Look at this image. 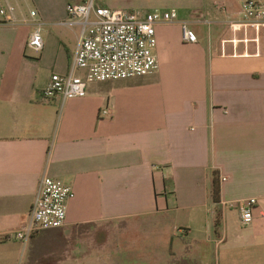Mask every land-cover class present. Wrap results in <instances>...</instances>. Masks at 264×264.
I'll use <instances>...</instances> for the list:
<instances>
[{
    "label": "crops",
    "instance_id": "obj_1",
    "mask_svg": "<svg viewBox=\"0 0 264 264\" xmlns=\"http://www.w3.org/2000/svg\"><path fill=\"white\" fill-rule=\"evenodd\" d=\"M83 1H24L17 17L37 13L39 53L27 47L33 24L0 26V247L14 261L23 251L25 264H216L220 251L224 264L231 251L233 264H264V28L258 44L233 34L227 22L238 20L236 0L136 10L178 15L156 26L155 74L89 83L84 98L45 100L81 34L79 25H63L66 7ZM182 21L191 22L196 44L182 41ZM105 108L112 116L99 118ZM43 175L74 192L65 224L26 244L6 241L27 222ZM248 199L256 200L253 223L243 228L230 206Z\"/></svg>",
    "mask_w": 264,
    "mask_h": 264
},
{
    "label": "built area",
    "instance_id": "obj_2",
    "mask_svg": "<svg viewBox=\"0 0 264 264\" xmlns=\"http://www.w3.org/2000/svg\"><path fill=\"white\" fill-rule=\"evenodd\" d=\"M238 20L228 21L227 26L233 34L242 32L243 42L258 44L259 32L264 28V0H236ZM17 0H0V26H31L33 30L28 38L27 47L39 53L44 46L41 36L42 27L33 20L35 11L28 18L17 17ZM224 2L217 4V10L223 12ZM67 20L63 25H79L81 34L76 51L66 74H53L43 90L45 100L61 98L62 102L84 98L89 83L129 80L155 74L159 63L155 54L157 46L156 26L178 22L176 10H154L144 15L136 11L97 7L96 0H84L81 4H69L66 7ZM191 22H180L182 41L188 44L198 42ZM253 32L255 37L249 38ZM235 46L238 40L233 39ZM84 72L85 76L78 75ZM109 108L99 112V118H109ZM225 179L222 178V181ZM71 187L62 185L43 175L39 180L27 222L20 229L5 237L7 241L26 244L31 237L43 230L61 228L65 224L67 203L73 199ZM255 199H248L230 207L237 211L241 227L247 228L253 223ZM183 234V231H180Z\"/></svg>",
    "mask_w": 264,
    "mask_h": 264
},
{
    "label": "rangeland",
    "instance_id": "obj_3",
    "mask_svg": "<svg viewBox=\"0 0 264 264\" xmlns=\"http://www.w3.org/2000/svg\"><path fill=\"white\" fill-rule=\"evenodd\" d=\"M25 0H17V5L20 8L19 11H26L27 7L24 3ZM101 3L102 5H106L111 9H120V10H140V9H166L169 7H173L174 2L173 0H96V2ZM31 3V2H30ZM16 5V8H17ZM235 213L237 214L236 210ZM11 250L8 246L0 247V264H25L26 263V256L23 251L20 250L17 260L14 261L11 259L9 252ZM228 258L227 264H233L234 254L233 252H228L225 254ZM218 256L220 257V264H224V255L222 251L215 254V263H218ZM100 264V263H98ZM124 264H128V261L125 260Z\"/></svg>",
    "mask_w": 264,
    "mask_h": 264
},
{
    "label": "trees",
    "instance_id": "obj_4",
    "mask_svg": "<svg viewBox=\"0 0 264 264\" xmlns=\"http://www.w3.org/2000/svg\"><path fill=\"white\" fill-rule=\"evenodd\" d=\"M211 202L213 205L214 226L218 229L222 220L221 189L218 174L215 172L212 177Z\"/></svg>",
    "mask_w": 264,
    "mask_h": 264
}]
</instances>
